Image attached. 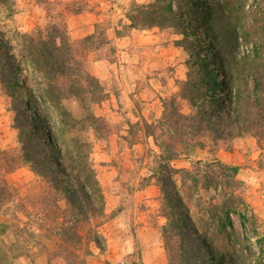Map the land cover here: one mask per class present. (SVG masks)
I'll list each match as a JSON object with an SVG mask.
<instances>
[{
    "label": "rangeland",
    "instance_id": "rangeland-1",
    "mask_svg": "<svg viewBox=\"0 0 264 264\" xmlns=\"http://www.w3.org/2000/svg\"><path fill=\"white\" fill-rule=\"evenodd\" d=\"M151 1L9 0L0 6V39L14 45L17 33L45 35L63 23L75 55L104 94L100 101L86 99L87 110L61 82L52 103L36 94L41 104L28 118L38 114L48 123L41 117L33 123L42 125L47 141L39 145L21 128L26 119L18 110L36 99V89L22 68L14 95L0 80V264H168L155 174L165 148L177 153L165 162L176 170V189L204 246L222 254L225 264H264V241H258L264 238V135L222 140L168 130L165 123L171 126L176 114L192 113L187 84H198L200 73L188 64L179 29L128 27L132 3ZM216 20L222 25L220 16ZM213 51L222 57L219 45ZM87 113L100 120V130L89 128ZM172 126L180 129V123ZM58 143L68 157L88 156L104 196L102 216L92 215L87 202L76 213L75 184L50 174ZM226 202L237 209L228 224Z\"/></svg>",
    "mask_w": 264,
    "mask_h": 264
},
{
    "label": "trees",
    "instance_id": "trees-1",
    "mask_svg": "<svg viewBox=\"0 0 264 264\" xmlns=\"http://www.w3.org/2000/svg\"><path fill=\"white\" fill-rule=\"evenodd\" d=\"M9 4V0H0V6L8 7ZM216 15L220 16L222 25L216 23ZM127 20L130 29H179L183 42L181 47L188 55V64L200 73L198 84H187L192 113L176 114L172 125L180 123L177 131L175 126L165 123L170 128L168 130L173 129L172 134L180 132L185 136L187 132L195 137L210 134L214 139L222 140L245 134L255 137L264 135V0H252L251 3L249 0L134 2ZM195 31H198L199 38ZM16 35L19 40L15 45L12 40L0 39V80L12 95L18 88L17 76L22 68L25 80L36 89L34 96L41 94V97L49 98L50 103L57 100L53 98L59 82L67 84V93L79 99L85 110L86 99L93 102L104 98L101 83L88 73L83 62L75 55L63 23L51 26L45 35L39 29L35 33ZM215 45L220 46L222 57L213 51ZM35 98L22 104L18 110L26 119L25 124H20L21 128L23 126L25 131H29V136L38 139L40 145L43 142V127L33 123L41 116L34 114L32 120L28 118L30 108L34 104H41ZM86 119L89 128L100 130L98 118L87 113ZM41 120L43 126L48 124L45 118L41 117ZM18 127L20 132L21 128ZM43 143H47L46 139ZM88 145L87 142L81 144L84 147ZM64 147V144L58 143V147L52 150V161L56 167L50 169V174L60 179V183L72 181L75 184L76 213L83 212L87 202L92 215L102 216L104 196L88 156L80 152L78 156L68 157L67 147ZM21 151L28 157L24 145ZM161 155L155 174L160 176L158 182L166 219L161 236L165 241L168 264H225L222 254L213 255L212 249L204 246L176 189L172 177L176 170L165 161L175 158L177 153L173 149L168 152L165 148ZM24 160L32 163L29 158ZM232 169L235 171V168ZM32 170L42 175L36 166ZM69 190L72 189L67 187L66 191ZM224 206V223L228 224L229 214L237 209L228 206L227 202ZM239 217L244 220L242 214ZM172 237H175V241L171 243ZM259 239L264 241V238ZM94 242L97 243L96 240ZM236 262L231 261L233 264Z\"/></svg>",
    "mask_w": 264,
    "mask_h": 264
},
{
    "label": "crops",
    "instance_id": "crops-1",
    "mask_svg": "<svg viewBox=\"0 0 264 264\" xmlns=\"http://www.w3.org/2000/svg\"><path fill=\"white\" fill-rule=\"evenodd\" d=\"M102 77H103V76H102ZM130 89H131V88H130ZM124 92H125V94H126L127 91L125 90ZM124 92H123V93H124ZM125 96L127 97V95H125ZM248 143H249V144L251 143L250 140H249ZM149 263H150V264H162V260H161V259H160L159 261H152V260H151Z\"/></svg>",
    "mask_w": 264,
    "mask_h": 264
}]
</instances>
